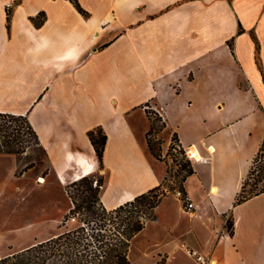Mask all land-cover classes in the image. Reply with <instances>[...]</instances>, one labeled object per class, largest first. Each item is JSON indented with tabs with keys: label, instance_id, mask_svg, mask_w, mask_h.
<instances>
[{
	"label": "crops",
	"instance_id": "obj_1",
	"mask_svg": "<svg viewBox=\"0 0 264 264\" xmlns=\"http://www.w3.org/2000/svg\"><path fill=\"white\" fill-rule=\"evenodd\" d=\"M77 1L86 15L70 0H0V113L27 114L58 184L80 174L77 156L101 171L107 209L164 183L173 136L195 147L206 162L177 189L194 209L167 194L133 241L153 226V264H200L188 249L264 264V193L235 204L264 140V0Z\"/></svg>",
	"mask_w": 264,
	"mask_h": 264
},
{
	"label": "trees",
	"instance_id": "obj_2",
	"mask_svg": "<svg viewBox=\"0 0 264 264\" xmlns=\"http://www.w3.org/2000/svg\"><path fill=\"white\" fill-rule=\"evenodd\" d=\"M70 2L80 13L86 15L77 0ZM37 25L40 26L41 22ZM88 136L94 147L99 169L102 170L106 136L101 129L90 131ZM150 138L147 139L148 148L160 159ZM31 147H40V143L27 114L0 113V154L21 155ZM173 150H178L186 159V165L181 168L178 186L182 190L183 182L194 170L175 136L172 137L168 157ZM260 162L262 165L257 169L256 165ZM170 172L171 170L169 174ZM91 177H83L67 185V194L72 204L70 214L77 216L75 227L4 256L0 259V264H130L129 249L132 241L149 221L155 219V209L165 196V188L162 184L114 209H107L100 200L103 178L97 179L94 185ZM259 183L260 187L257 186ZM261 193H264V140L242 183L235 204H242ZM227 227L231 231L233 224L230 220L227 221Z\"/></svg>",
	"mask_w": 264,
	"mask_h": 264
},
{
	"label": "rangeland",
	"instance_id": "obj_3",
	"mask_svg": "<svg viewBox=\"0 0 264 264\" xmlns=\"http://www.w3.org/2000/svg\"><path fill=\"white\" fill-rule=\"evenodd\" d=\"M152 117L151 135L161 129V123ZM150 139L157 150V142L152 136ZM45 159L40 147H31L21 155L0 161V259L48 238L52 232L58 235L77 225V216L70 214L72 204L67 186L56 182ZM169 159L171 172L163 183L165 196L179 189L181 168L186 165L185 157L178 150H173ZM261 165V162L257 164V169ZM41 178L43 183L39 181ZM91 178L93 181L102 178V172ZM152 227L132 242L130 264H153L146 241ZM163 262L164 258L158 260V264Z\"/></svg>",
	"mask_w": 264,
	"mask_h": 264
},
{
	"label": "bare ground",
	"instance_id": "obj_4",
	"mask_svg": "<svg viewBox=\"0 0 264 264\" xmlns=\"http://www.w3.org/2000/svg\"><path fill=\"white\" fill-rule=\"evenodd\" d=\"M189 155H191L192 158H194L195 160H199L200 159V154L196 150L195 147H192V148L189 149ZM73 161H74V164L77 163L78 168L80 169V174L79 175H76L73 181H77V180H79V179H81L83 177L90 176V175H92L94 173V169L91 167V164H89V161L87 159H85L84 157L77 156L76 159H74ZM39 181L41 183H43L44 182V179L41 178ZM59 182L62 185L65 184L64 178L61 177V179L59 180ZM215 192H216V189L213 188L212 189V193H215Z\"/></svg>",
	"mask_w": 264,
	"mask_h": 264
},
{
	"label": "built area",
	"instance_id": "obj_5",
	"mask_svg": "<svg viewBox=\"0 0 264 264\" xmlns=\"http://www.w3.org/2000/svg\"><path fill=\"white\" fill-rule=\"evenodd\" d=\"M185 155H186V158L189 159L191 162L192 161H199L202 163L206 162V159H203V158H200L199 160H195L186 151H185ZM94 185H96V181H94ZM175 195H176V197H178L179 199H181L185 203V205H186L185 207L187 208V210L190 211V210L194 209V204L189 202L188 198L185 196V194L181 190L175 191ZM186 254L190 257L195 258L198 261V263H200V264H205L207 262V259L205 257L201 256L198 253V251H196V250L188 249V250H186Z\"/></svg>",
	"mask_w": 264,
	"mask_h": 264
}]
</instances>
